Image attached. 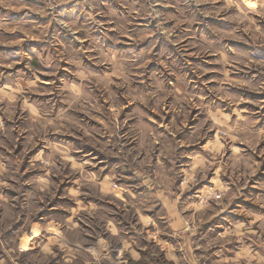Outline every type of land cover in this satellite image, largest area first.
I'll return each instance as SVG.
<instances>
[{
    "label": "clouds",
    "instance_id": "clouds-1",
    "mask_svg": "<svg viewBox=\"0 0 264 264\" xmlns=\"http://www.w3.org/2000/svg\"><path fill=\"white\" fill-rule=\"evenodd\" d=\"M0 264H264V0H0Z\"/></svg>",
    "mask_w": 264,
    "mask_h": 264
}]
</instances>
